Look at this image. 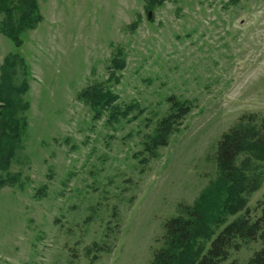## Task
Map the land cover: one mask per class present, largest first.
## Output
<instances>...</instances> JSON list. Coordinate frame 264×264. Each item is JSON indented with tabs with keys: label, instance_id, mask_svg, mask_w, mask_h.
Returning <instances> with one entry per match:
<instances>
[{
	"label": "rangeland",
	"instance_id": "374dc122",
	"mask_svg": "<svg viewBox=\"0 0 264 264\" xmlns=\"http://www.w3.org/2000/svg\"><path fill=\"white\" fill-rule=\"evenodd\" d=\"M38 2L44 18L23 34L21 48L0 32V74L11 52L30 69L21 95L30 102L22 114L27 135L0 170V181L14 179L0 185V264H148L165 221L219 177L222 134L243 114L264 118V0ZM118 47L125 65L114 71ZM22 79L19 71L16 83ZM94 82L122 103L140 102L145 114L93 121L77 95ZM170 94L195 107L144 166L134 153ZM257 155L245 151L236 161L262 180L247 200L254 217L264 213ZM260 247V239L246 243L220 264H247Z\"/></svg>",
	"mask_w": 264,
	"mask_h": 264
},
{
	"label": "trees",
	"instance_id": "16d2710c",
	"mask_svg": "<svg viewBox=\"0 0 264 264\" xmlns=\"http://www.w3.org/2000/svg\"><path fill=\"white\" fill-rule=\"evenodd\" d=\"M163 1L149 0V3ZM0 14L3 15L0 32L17 48L24 44L23 34L35 29L44 18L38 0H0ZM124 57L123 49L118 47L109 68L121 70L125 65ZM19 71L23 79L17 84ZM29 75V65L20 52H11L4 58L0 74V170L10 168L16 150L27 135V121L22 114L30 108V102L23 100L21 95L30 88ZM77 98L89 105L93 121L108 114L107 123L121 119L134 122L146 112L138 101L122 103L120 94L103 82L82 88ZM166 102L167 112L156 121L153 131L144 134L143 149L134 153L135 158L141 157L144 166L158 157L159 149L168 145L171 135L195 107L192 100L181 99L175 94L168 95ZM245 151H256V155L259 151L264 156V118L256 114H243L236 125L222 134L216 150L219 177L209 183L193 204H180L179 213L165 221L162 245L148 264H220L233 250L257 239L261 240V247L254 251L247 264H264V213L254 217L246 206L262 180L258 176H248L237 165L238 156ZM13 180H1L0 185ZM46 189L47 185H43L39 191ZM227 215L237 216L227 222ZM217 225H220L218 230L214 228Z\"/></svg>",
	"mask_w": 264,
	"mask_h": 264
}]
</instances>
